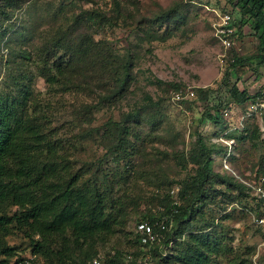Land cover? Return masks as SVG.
Returning <instances> with one entry per match:
<instances>
[{
    "label": "trees",
    "instance_id": "obj_1",
    "mask_svg": "<svg viewBox=\"0 0 264 264\" xmlns=\"http://www.w3.org/2000/svg\"><path fill=\"white\" fill-rule=\"evenodd\" d=\"M24 1L0 0V21L7 20ZM124 2L135 4L134 0H110L109 15L104 8L80 9L50 31L37 36L38 42L30 48L22 47L33 37L25 25L15 27L5 37L6 56L1 84L7 89H0V264H8L12 256L17 257L13 264H26L25 261L32 264H84L117 231L131 235L133 249L128 253L133 258L126 259L127 250L112 248L99 252L104 262L140 264L137 258L141 248L136 236L132 230L122 229L128 213L126 205L137 200L134 194L131 196V186H126L130 184L129 173L153 179L156 192L150 197L161 207L158 213L148 208L133 222H154L164 218L171 222L167 236L172 243L164 256L158 253L156 243L145 245L151 256L150 264H216L210 257L212 251L209 248L215 245L210 244V232L215 233V227H222L219 221L229 216L228 205L235 203L248 214H259L258 202L239 178L213 170L212 151L222 150L223 155L226 148L218 144L207 145L199 130H196L187 156L174 154L179 169L185 173L183 178L166 180V176L160 177L153 167L140 171L132 168L134 156L143 155L146 152L143 146L149 144L146 141L154 137L146 131L141 133L139 124L145 122L151 131L155 130L158 121L152 111L159 106V100L141 92L139 98L122 109L120 102L132 93L129 89L134 81L132 65L138 53H134L135 49L119 53L104 38L93 36L104 26L115 23L122 15ZM232 3L239 15L238 24L233 20L232 24H236L235 29L240 33L243 25L252 27L257 39L256 57L264 61V0H233ZM48 10L50 6L46 7ZM58 12L51 14L53 19ZM162 22L167 23V28L159 33L156 27ZM183 23L182 7L174 3L152 17L138 18L135 35L140 31L151 40H161L165 34H172L168 25L174 30ZM2 36L0 34V41ZM245 60L243 56H233L230 66L242 64ZM36 76L44 81L46 96L33 91ZM201 89L196 88L201 94L199 99H206L211 88ZM224 89L229 100L224 104L219 100L212 102L203 110L199 124L208 119L218 127V134L228 129L225 137L234 142L258 137L257 126L252 129L249 126L255 119L253 115L240 121L234 117V120H227V124L222 115L224 105L241 106L253 94H248L245 87L239 88L235 83L225 85ZM57 93L62 97L67 93L73 117L85 128L75 134H66L59 130L60 126L53 124V109L64 105V102L57 105L56 99H51ZM102 108L117 109V118L109 114L102 126H92L93 112ZM259 117L264 131V111ZM85 138H98L104 149L102 155L111 156L116 165L102 168L99 156L92 162L81 161L76 166L74 141ZM261 144L262 152L257 163L259 174L252 177L245 174L242 179L254 180L264 176V140ZM226 154L228 158H234L231 152ZM87 163L93 165L89 174H86L90 169ZM186 164L191 165L189 170ZM174 184L180 186L174 192L177 195L175 200L172 199L173 190H170ZM160 188L167 191L160 194ZM127 190H130L129 195ZM207 205H211L213 212L203 219L204 225L195 226L200 223L195 217H202V210ZM217 213L220 215L215 219ZM205 227H210L211 231L204 232ZM14 231L27 240L22 252L28 251L32 258L19 257L15 247L7 243L6 236ZM226 264H252V261L249 256H243Z\"/></svg>",
    "mask_w": 264,
    "mask_h": 264
},
{
    "label": "rangeland",
    "instance_id": "obj_2",
    "mask_svg": "<svg viewBox=\"0 0 264 264\" xmlns=\"http://www.w3.org/2000/svg\"><path fill=\"white\" fill-rule=\"evenodd\" d=\"M134 1L135 4L124 2L125 7L122 15L115 23L106 25L93 34L94 38H104L107 44L119 53L134 49V53H138V58L132 65L134 81L129 87L132 93L127 95V99L120 102V107L126 109L127 104L139 98L141 92H147L153 100H159V106L156 107L155 111H152L158 121L155 130L151 131L145 122L139 124L141 133L146 131L154 137L150 141H146L149 144L143 146V149H146L143 155L134 156L132 168L140 171L146 167H153L157 169L160 177L161 175L166 176V180L183 178L185 173L179 169L177 155L174 154L187 156V151L194 143L196 130H199V134L207 145L218 144L217 146L222 147L224 145L226 148L223 155L222 150L217 153L212 151L213 170L230 174L237 179L243 178L242 176L245 174L249 177L259 174L257 163L262 152L261 143L264 140L263 126L259 116L253 115L255 119L249 125L250 129L257 126L258 137L245 138L239 142H234L232 138L225 137L228 129L219 131L218 134V127L214 126L208 119L199 124L203 110L209 107L212 102L215 103L219 100L224 104L229 100L224 89L225 85L230 86L235 83L239 88L245 87L248 94L251 95L263 82L264 61L256 57L257 39L252 27L243 25L241 33L235 29L237 31L232 36L230 46L225 49L214 36V27L218 21V15L227 12L231 19L238 24L239 15L237 9L232 5L233 0ZM174 3L180 8L182 7L184 23L174 30L172 26L168 25V30H172V34L168 36L165 34L166 37L161 40H151L138 30V35H135V23L138 18L152 17L160 9L169 7ZM47 6H50L48 11H46ZM95 7L104 8L105 12L110 14V0H25L20 8L13 10L7 20H1L0 34L3 36L0 41V89H7L1 84L6 56V47L3 43L12 29L17 26H27L29 34L33 37L29 43L23 44L22 47L30 48L38 42L37 36L50 31L64 18H70L71 14L79 12L80 9ZM57 10L59 12L53 19L51 14ZM165 28H167L166 22H162L160 26L156 27L159 33ZM233 56H243L246 60L242 64L231 67L230 63ZM173 83L176 86L171 85ZM205 87H210L211 91L206 99H199L201 94L197 93L196 88L203 89ZM32 89L34 92L46 96L45 83L40 77H34ZM59 94L57 93L51 98L52 100L56 99L57 105L64 102V105L53 109V124L60 126L59 130H64L66 134H75L86 126L78 123L73 117L72 107L67 103V93H64L63 97ZM225 107L227 106L224 105L223 108ZM109 114L113 118H117V109L102 108L93 112L90 124L102 126ZM234 117L241 119L240 109L228 112V115L223 118L227 124V120H234ZM97 139L85 138L74 141V150L77 152L74 154L76 166L81 161L92 162L99 156L102 158L100 164L102 168L116 165L111 156L102 155L104 149ZM232 146L233 149H231ZM227 152H231L234 158H228ZM87 165L90 169L86 174H89L93 165L90 163ZM186 168L189 170L191 165L186 164ZM129 175H131L129 177L130 184L126 186H131V196L134 194L137 200L126 205L128 213L124 218L123 223H125L122 229L128 232L131 230L134 218L139 214L146 213L148 208L155 209V213L161 210V207H158L155 200L150 197L156 192L153 179L136 177L134 173H129ZM179 187L176 184L170 187V190H173L172 199L174 200L177 199L174 192ZM119 190L121 192L122 187ZM129 191H126L128 195ZM166 191V188L159 189L160 194ZM207 206L202 210V217H195V220H200V223H196L195 226L204 225L203 219L208 218L213 212L214 209H211V205ZM228 206L229 216L219 221L222 227H215V233L210 232V244L211 246L213 243L215 244L209 248L212 251L210 257L215 259L216 264H226L243 256H249L252 264H264V231L261 230L260 226L253 223L251 215L243 211L239 205L232 203ZM219 215L217 213L215 219ZM195 226L191 229H194ZM203 231L211 230L210 227H205ZM131 240V235H124L117 231L106 245L98 248V253L102 252L101 250L111 251L112 248L127 250L126 253H128L133 249ZM6 241L15 247L16 255L19 257L28 258L30 256L28 251L22 252V249L26 248L27 240L19 232L14 231L8 234ZM15 258L17 257L9 258L8 264H13Z\"/></svg>",
    "mask_w": 264,
    "mask_h": 264
},
{
    "label": "built area",
    "instance_id": "obj_3",
    "mask_svg": "<svg viewBox=\"0 0 264 264\" xmlns=\"http://www.w3.org/2000/svg\"><path fill=\"white\" fill-rule=\"evenodd\" d=\"M218 21L214 27V36L217 38L221 46L225 49L230 46L232 36L235 32V26L232 24L231 16L225 12L218 15ZM223 56V54H220ZM240 109L241 119L250 115L259 116L264 111V78L261 85L253 93V97L247 100L241 106H230L222 109L223 117L228 115V112ZM241 182L249 189L251 196L255 202H258L259 214L250 213L251 219L254 224L261 227L264 231V176H258L254 180H245L240 178ZM166 219L149 222L148 220H141L133 222L131 230L136 236L137 245L141 248L138 255L137 262L140 264H150L151 256L149 251L146 250L145 245L156 243L158 245L157 251L161 256H164L167 252V248L171 245L172 240L167 236V232L170 231L171 222H167ZM170 221V220H169ZM33 256H29L32 258ZM133 255L131 253L126 254V259L131 260ZM26 264L27 261H25ZM84 264H107L99 253L92 256Z\"/></svg>",
    "mask_w": 264,
    "mask_h": 264
}]
</instances>
